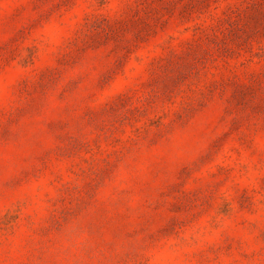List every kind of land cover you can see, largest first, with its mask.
Returning <instances> with one entry per match:
<instances>
[{
	"label": "rangeland",
	"instance_id": "374dc122",
	"mask_svg": "<svg viewBox=\"0 0 264 264\" xmlns=\"http://www.w3.org/2000/svg\"><path fill=\"white\" fill-rule=\"evenodd\" d=\"M0 264H264V0H0Z\"/></svg>",
	"mask_w": 264,
	"mask_h": 264
}]
</instances>
